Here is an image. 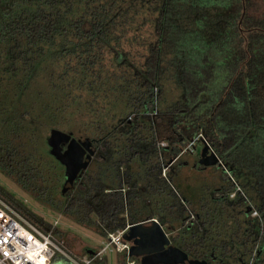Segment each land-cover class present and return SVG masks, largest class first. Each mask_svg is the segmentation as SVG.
Segmentation results:
<instances>
[{"label":"trees","instance_id":"trees-1","mask_svg":"<svg viewBox=\"0 0 264 264\" xmlns=\"http://www.w3.org/2000/svg\"><path fill=\"white\" fill-rule=\"evenodd\" d=\"M122 4L0 0V174L35 202L103 240L119 232L118 151L123 160L137 159L134 152L152 140L145 126L127 132L118 126L142 111L153 89H163V72L182 56L177 49L196 48L199 41L189 32L175 35L166 51L165 38L143 37L148 22L130 19L138 12ZM35 122L92 141L96 155L67 197L60 194L61 165L46 150L42 153ZM42 144L45 148L46 141ZM148 154L160 158L156 151ZM174 185L172 180L166 213L171 220L158 216L170 228L173 248L209 264H264V229L256 219H239L223 205L200 206L197 198L183 204ZM0 199L43 233L51 231L1 186ZM132 261L126 251L116 254V264ZM91 264H107V259L94 258Z\"/></svg>","mask_w":264,"mask_h":264},{"label":"flooded vegetation","instance_id":"flooded-vegetation-1","mask_svg":"<svg viewBox=\"0 0 264 264\" xmlns=\"http://www.w3.org/2000/svg\"><path fill=\"white\" fill-rule=\"evenodd\" d=\"M119 1L138 12L130 19L148 22L143 37L165 38L166 51L175 35L189 32L199 38L196 48L177 49L182 56L163 72V89H153L142 111L132 112L118 126L121 132L145 126L152 134V140L134 152L137 159L123 160L118 151V230L123 232L119 242L127 246L122 251L132 246L123 240L131 225L150 228L153 222L162 227L172 247L166 231L170 228L154 211L169 206L172 180L200 181V206H226L239 219H256L263 231L264 0ZM67 146L60 145L62 153ZM155 151L160 155L157 161L148 157ZM95 155L92 148L84 162L90 165ZM89 165L71 185L63 180L61 196L77 188ZM61 170L64 173L62 165ZM131 198L136 202L134 217L126 212ZM180 199L185 204L181 194ZM156 256L132 257L129 264Z\"/></svg>","mask_w":264,"mask_h":264},{"label":"rangeland","instance_id":"rangeland-1","mask_svg":"<svg viewBox=\"0 0 264 264\" xmlns=\"http://www.w3.org/2000/svg\"><path fill=\"white\" fill-rule=\"evenodd\" d=\"M37 120H40L42 122L46 121L45 119H37ZM52 121H54V123H57L56 120H52ZM46 124L47 123H42L38 125L35 122V126H33L37 130V132H35L36 137L41 140L40 149L42 153L43 152L45 153V148L42 143L46 141L49 135L50 132L49 127L54 128L53 126L48 127V125ZM75 137L78 138L77 136ZM189 172L192 171L190 170ZM213 172L214 173L212 174L216 175L215 171ZM190 174L192 175V173H189V175ZM193 177L195 178V175ZM205 177L206 176L202 177V182L203 180H205ZM176 183L177 184L175 187L178 189L181 196L185 198L184 199L185 201H190V202H193L194 199L198 195H200L204 185L200 181H195L194 183L193 182L187 183L186 181H182L181 183L178 182ZM0 186L14 199L21 202L30 212L42 218L46 223L50 224L51 228L55 225V228L52 231L53 239L57 243H62V246L65 249V251L68 252L71 256H73L76 259H80L82 258L83 253L86 254L87 250L104 251L105 249L102 258L105 257L107 259V264H116V254L118 252H122L123 250V245L120 242L118 243V241L115 240V242L113 241L111 243L110 238L103 240L98 236H96L91 231L83 229L78 225H76L75 223L71 222L70 220L50 211L45 206L35 202L30 197H28L23 191L19 189V187H17L13 182L6 179L1 174H0ZM150 194L153 197H155V194H153V192ZM197 201L196 203L198 204ZM135 208H136V202L134 199L131 198L129 200V208L128 207L126 208L127 209L126 212L129 215V217H134ZM154 211L156 216H165V214L169 212V208L167 206L165 208L160 207L154 209ZM135 217H137V215ZM163 218L164 219L170 218L171 220V217H169L168 214H166V216ZM166 231H168V229H166ZM51 264H73V263L68 261L65 257L57 254L51 261Z\"/></svg>","mask_w":264,"mask_h":264},{"label":"water","instance_id":"water-1","mask_svg":"<svg viewBox=\"0 0 264 264\" xmlns=\"http://www.w3.org/2000/svg\"><path fill=\"white\" fill-rule=\"evenodd\" d=\"M63 144H68V146L66 151L62 153L60 145ZM45 150L50 157L64 167L65 184L71 185L79 173L89 165V163L84 162V156L86 153L92 155V141L51 130L46 139ZM210 158L212 159V157ZM214 163L215 161L207 165H214ZM123 240L132 243V246L127 250L129 258L157 255L142 264H209L192 260L183 252L171 247L168 235L155 222L150 228H144L143 224L131 225L123 235ZM86 254L94 256L95 252L87 250Z\"/></svg>","mask_w":264,"mask_h":264},{"label":"built area","instance_id":"built-area-1","mask_svg":"<svg viewBox=\"0 0 264 264\" xmlns=\"http://www.w3.org/2000/svg\"><path fill=\"white\" fill-rule=\"evenodd\" d=\"M54 228L43 233L0 199V264H51L57 254L73 264H91L94 258H102L105 249L93 257L74 258L53 239ZM122 234L110 235V242L119 243Z\"/></svg>","mask_w":264,"mask_h":264},{"label":"crops","instance_id":"crops-1","mask_svg":"<svg viewBox=\"0 0 264 264\" xmlns=\"http://www.w3.org/2000/svg\"><path fill=\"white\" fill-rule=\"evenodd\" d=\"M84 256H89V255L86 254V255H84ZM82 257H83V256H82ZM89 257H91V256H89Z\"/></svg>","mask_w":264,"mask_h":264},{"label":"snow or ice","instance_id":"snow-or-ice-1","mask_svg":"<svg viewBox=\"0 0 264 264\" xmlns=\"http://www.w3.org/2000/svg\"><path fill=\"white\" fill-rule=\"evenodd\" d=\"M5 255H7V253H5Z\"/></svg>","mask_w":264,"mask_h":264}]
</instances>
